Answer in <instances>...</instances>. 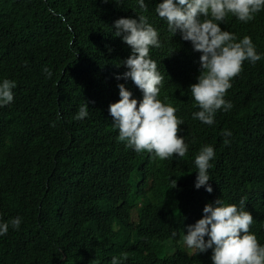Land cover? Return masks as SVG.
Wrapping results in <instances>:
<instances>
[{
  "label": "trees",
  "instance_id": "16d2710c",
  "mask_svg": "<svg viewBox=\"0 0 264 264\" xmlns=\"http://www.w3.org/2000/svg\"><path fill=\"white\" fill-rule=\"evenodd\" d=\"M161 2L147 0L135 18L147 16L159 33L162 48H150L163 76L158 99L183 121L188 151L165 160L119 141L109 113L121 83L143 99L131 78H115L128 70L131 48L108 20L123 11L100 0H0V83L16 84L14 100L0 107V223L21 218L0 236V264H111L125 254L122 264H211L212 249L189 255L182 237L218 198L245 199L264 227V9L246 23L229 14L221 24L236 42L251 37L263 56L243 62L225 95L232 108L208 125L193 118L200 108L189 89L200 65L185 62L202 53L158 20ZM87 102L88 116L74 119ZM204 145L215 151L211 193L195 187ZM256 237L264 246V229Z\"/></svg>",
  "mask_w": 264,
  "mask_h": 264
},
{
  "label": "clouds",
  "instance_id": "9594fccd",
  "mask_svg": "<svg viewBox=\"0 0 264 264\" xmlns=\"http://www.w3.org/2000/svg\"><path fill=\"white\" fill-rule=\"evenodd\" d=\"M100 1L103 5L108 3L106 6L110 10L123 11L113 14L108 24L115 31L114 36L122 37L123 42L131 48V55L122 61L128 70L122 75L117 74L115 78H131L143 92V99L138 101L125 84L118 85L121 98L109 105L114 126L119 129L118 140L138 153L145 150L154 152L161 160L173 155L184 157L188 146L178 134L183 121L177 118L176 109L171 104L158 99L163 76L156 63H159V59L155 57V62L150 57V48H162L159 33L149 23L147 16L139 14L135 18L141 9L147 11V0ZM262 9L264 0H162L157 4L155 13L158 20H166L171 33L176 35L179 32L183 40L192 43L195 51L202 53L201 56L193 54L194 59L191 57L185 61L193 66L200 65L197 82L189 88L200 108L193 113L194 119L212 125L218 110H230L232 104L225 100V95L232 86L231 80L242 71L245 60L255 64L263 56V53H257L251 37L244 36L236 42V36L222 30L221 24L229 14L246 23L254 19V15ZM167 50L164 65L169 54ZM43 71L51 78L52 72L48 67L45 66ZM15 86V81L10 79L0 83V107L14 100ZM88 108V102L81 105L74 119L87 117ZM223 135L224 144L228 145L230 141L227 137L231 132L225 131ZM214 156L213 146L204 145L195 157L198 169L195 187H205L209 193L213 191L208 182L211 179L210 161ZM245 185L255 186L248 183ZM245 208L246 201L243 198L239 206L226 203L221 198L206 204L203 217L187 225V233L182 237L189 255L212 249L211 264H264V246L260 245L256 237L257 233L263 232L264 227L262 222L258 227L255 213ZM20 224L19 217L0 223V236L7 234L9 225L19 229ZM254 227H258V230ZM122 259H127L126 254L122 258L113 257L111 264H122Z\"/></svg>",
  "mask_w": 264,
  "mask_h": 264
},
{
  "label": "bare ground",
  "instance_id": "6f19581e",
  "mask_svg": "<svg viewBox=\"0 0 264 264\" xmlns=\"http://www.w3.org/2000/svg\"><path fill=\"white\" fill-rule=\"evenodd\" d=\"M255 224V223H254Z\"/></svg>",
  "mask_w": 264,
  "mask_h": 264
}]
</instances>
